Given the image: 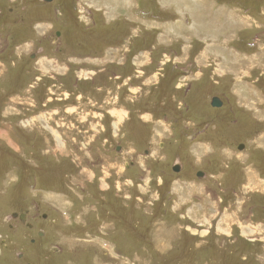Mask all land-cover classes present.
<instances>
[{
    "label": "rangeland",
    "instance_id": "rangeland-1",
    "mask_svg": "<svg viewBox=\"0 0 264 264\" xmlns=\"http://www.w3.org/2000/svg\"><path fill=\"white\" fill-rule=\"evenodd\" d=\"M1 239L15 264H264V0H0Z\"/></svg>",
    "mask_w": 264,
    "mask_h": 264
},
{
    "label": "flooded vegetation",
    "instance_id": "flooded-vegetation-1",
    "mask_svg": "<svg viewBox=\"0 0 264 264\" xmlns=\"http://www.w3.org/2000/svg\"><path fill=\"white\" fill-rule=\"evenodd\" d=\"M26 205V204H25ZM25 205H23L22 207H19L18 210L19 211H13L11 212V218L13 222H17L21 227H24L26 229H31L35 227V224L33 222V219L31 218V216L34 213V209H30V208H26ZM23 216V217H22ZM39 218H47V214L46 213H41L39 215ZM32 220V222L29 221ZM10 227H12L10 225ZM19 230V229H18ZM37 234L41 235L43 234L42 231L37 230ZM34 240L32 238H30V242H33ZM7 247V242L5 239H1L0 241V261L3 262L5 261L6 263L4 264H15V257L17 258H22L23 256V252L16 250V251H12L11 254H9L8 250H5ZM15 256V257H14ZM10 259H13L12 261H9ZM24 264H31V262H25Z\"/></svg>",
    "mask_w": 264,
    "mask_h": 264
},
{
    "label": "bare ground",
    "instance_id": "bare-ground-1",
    "mask_svg": "<svg viewBox=\"0 0 264 264\" xmlns=\"http://www.w3.org/2000/svg\"><path fill=\"white\" fill-rule=\"evenodd\" d=\"M178 4H179V3H178ZM233 10H234V9H233ZM216 11H217V10H216ZM228 12H229V11H228ZM230 15H232V14H230ZM227 16H228V15H227ZM232 18H235V16L233 15ZM236 20H237V18L235 19V21H236ZM235 21H234V22H235ZM231 22H232V21H231ZM180 23H181V22H180ZM223 23H224V22H223ZM207 25H208V24H207ZM223 25H224V24H223ZM236 26H237V25H236ZM252 28H253V27H252ZM229 29H232V28L230 27ZM172 32H173V31H172ZM121 34H122V33H121ZM227 37H228V36H227ZM119 41H120V40H119ZM132 41H133V40H132ZM211 41H212V40H211ZM116 42H117V41H116ZM210 43H211V42H210ZM131 46H132V45H131ZM203 46H204V45H203ZM208 49H209V48H208ZM203 50H204V49H203ZM205 50H206V49H205ZM141 51H142V50H141ZM134 52H135V51H134ZM146 53H147V52H146ZM149 53H150V52H149ZM147 54H148V53H147ZM184 54H185V53H184ZM242 54H243V53H242ZM253 54H254V53H253ZM148 55H149V54H148ZM235 55H236V54H235ZM243 55H244V54H243ZM141 56H143V55H141ZM144 56H146V55L144 54ZM185 56H186V55H185ZM185 56H184V57H185ZM201 56H202V55H201ZM139 57H140V56H139ZM182 57H183V56H182ZM221 58H222V57H221ZM243 58H244V57H243ZM243 58H242V59H243ZM245 58H246V57H245ZM137 59H138V58H137ZM143 59H144V58H143ZM182 59H183V58H182ZM201 59H202V58H201ZM149 60H150V59H149ZM137 61H138V60H137ZM223 61H224V60H223ZM244 61H245V59H244ZM246 61H247V60H246ZM183 62H184V61H183ZM202 62H203V61H202ZM228 62H229V61H228ZM165 63H166V62H165ZM165 63H164V65H166ZM229 64H230V63H229ZM229 64H228V65H229ZM237 64H238V63H237ZM247 65H248V64H247ZM237 66H238V65H237ZM222 67H223V66H222ZM246 67H247V66H246ZM249 67H250V66H249ZM239 70H240V69H239ZM220 71H221V70H220ZM240 71H241V70H240ZM91 73H93V72H91ZM179 73H180V72H179ZM130 74H131V73H130ZM153 74H154V73H153ZM224 74H225V73H224ZM226 74H227V73H226ZM240 74H241V73H240ZM179 77H180V76H179ZM149 78H150V77H149ZM154 78H155V77H154ZM152 79H153V77H152ZM124 81H125V80H124ZM143 81H144V80H143ZM173 81H174V80H173ZM173 81H172V82H173ZM181 84H182V83H181ZM138 91H139V90H138ZM116 93H117V92H116ZM127 96H128V95H127ZM88 101H89V100H88ZM86 104H87V103H86ZM98 107H99V106H98ZM153 107H154V106H153ZM236 107H237V106H236ZM81 109H82V108H81ZM115 109H116V108H115ZM115 113H116V111H115ZM122 113H123V112H122ZM116 114L118 115V113H116ZM123 114H124V113H123ZM87 115H88V114H87ZM119 115H120V117H121L122 114L119 113ZM99 117H100V116H99ZM117 125H118V124H117ZM169 128H170V127H169ZM114 130H115V129H114ZM117 132H118V131H117ZM169 132H170V131H169ZM162 134H163V133H162ZM162 137H163V136H162ZM153 139H155V138H153ZM166 139H167V138H166ZM155 144H156V143H155ZM199 179H200V178H199ZM117 190H118V189H117ZM123 190H124V189H123ZM260 192H261V191H260ZM225 215H226V214H225ZM231 216H232V215H231ZM225 217H226V216H225ZM240 234H241V233H240Z\"/></svg>",
    "mask_w": 264,
    "mask_h": 264
},
{
    "label": "water",
    "instance_id": "water-1",
    "mask_svg": "<svg viewBox=\"0 0 264 264\" xmlns=\"http://www.w3.org/2000/svg\"><path fill=\"white\" fill-rule=\"evenodd\" d=\"M44 1H51V0H44ZM221 104V101L217 98V97H212V101H211V105L212 106H219ZM173 170H178V166H173ZM197 175L198 176H202L203 175V173L201 172V171H199L198 173H197ZM23 217V216H22Z\"/></svg>",
    "mask_w": 264,
    "mask_h": 264
}]
</instances>
